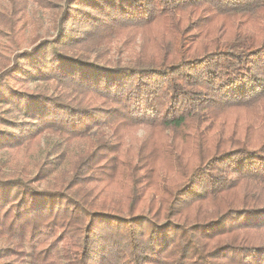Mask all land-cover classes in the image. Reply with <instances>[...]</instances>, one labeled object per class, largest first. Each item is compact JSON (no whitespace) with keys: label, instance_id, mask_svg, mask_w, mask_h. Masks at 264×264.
I'll list each match as a JSON object with an SVG mask.
<instances>
[{"label":"trees","instance_id":"obj_1","mask_svg":"<svg viewBox=\"0 0 264 264\" xmlns=\"http://www.w3.org/2000/svg\"><path fill=\"white\" fill-rule=\"evenodd\" d=\"M57 9L0 70V264H264V0Z\"/></svg>","mask_w":264,"mask_h":264},{"label":"rangeland","instance_id":"obj_2","mask_svg":"<svg viewBox=\"0 0 264 264\" xmlns=\"http://www.w3.org/2000/svg\"><path fill=\"white\" fill-rule=\"evenodd\" d=\"M47 4H38L35 0H28L27 5L24 7V14L21 17L17 26L13 29L12 33L4 28V32L9 35L0 38V70L6 66L10 67L13 64L12 56L23 52L24 50H29L31 47L43 38H49L55 32L53 19L56 17L57 8L61 5V0H45ZM10 6L8 0H0V15L7 14L9 12ZM111 53H113L115 46ZM115 58L121 56L124 59L125 53L123 55L114 54ZM27 89L30 91L35 88L36 84L25 83ZM139 135L141 132L138 133ZM46 150V142L42 140L40 144V153L44 154ZM5 155L0 152V171L9 172L10 170L5 167ZM19 264H31L29 259Z\"/></svg>","mask_w":264,"mask_h":264}]
</instances>
